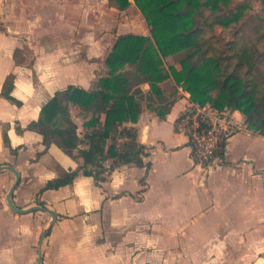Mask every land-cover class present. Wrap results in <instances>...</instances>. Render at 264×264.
<instances>
[{"label": "crops", "instance_id": "obj_1", "mask_svg": "<svg viewBox=\"0 0 264 264\" xmlns=\"http://www.w3.org/2000/svg\"><path fill=\"white\" fill-rule=\"evenodd\" d=\"M59 3H66L60 12ZM134 7L120 11L108 0H0V165L21 174L16 206L42 201L58 213L43 264H264V135L248 126L230 139L217 161L173 162L172 156L184 151L192 156L188 137L175 129L191 99L182 87L164 118L144 103L136 123L122 124L137 129L149 169L122 164L99 183L80 175L42 191L83 159L55 143L46 149L42 135L28 126L57 91L69 85L96 89L109 75L106 58L120 36L150 35L148 25L129 15ZM92 15L97 30L90 27ZM7 80L15 100L3 94ZM141 88L147 92L150 86ZM70 113L83 138L90 116L76 105ZM112 163L104 162L108 168ZM14 181L11 170L0 172V264L21 260L16 252L11 256V247L19 248L21 241L7 239L21 220L6 201Z\"/></svg>", "mask_w": 264, "mask_h": 264}, {"label": "trees", "instance_id": "obj_2", "mask_svg": "<svg viewBox=\"0 0 264 264\" xmlns=\"http://www.w3.org/2000/svg\"><path fill=\"white\" fill-rule=\"evenodd\" d=\"M132 3L145 17L150 35L120 36L106 58L109 75L99 79L96 89L69 85L57 91L43 105L38 120L28 126L42 135L46 149L55 143L71 157L83 159L76 169L48 181L42 191L71 184L80 175L92 176L99 183L106 179L107 171L122 164L149 169L151 163L144 161L149 153L138 141L137 129L122 124L136 123L144 103L164 118L179 96L178 87L201 104L240 110L248 126L264 135V88L258 68L264 62L259 51L264 39L260 33L254 43L248 41L247 4L232 5L233 0H108L120 11ZM170 59L175 63L168 65ZM143 83L150 86L147 92L141 88ZM10 84L7 80L3 94L15 100ZM71 105L90 116L84 123L89 131L83 138L71 117ZM119 138L123 140L119 142ZM4 140L9 141L6 133ZM84 143L87 148L80 147ZM108 159L113 160L110 168L104 164Z\"/></svg>", "mask_w": 264, "mask_h": 264}, {"label": "built area", "instance_id": "obj_3", "mask_svg": "<svg viewBox=\"0 0 264 264\" xmlns=\"http://www.w3.org/2000/svg\"><path fill=\"white\" fill-rule=\"evenodd\" d=\"M190 98L175 121V129L188 137L194 159L210 164L226 153L227 144L235 134L247 129V121L238 109L217 108Z\"/></svg>", "mask_w": 264, "mask_h": 264}, {"label": "rangeland", "instance_id": "obj_4", "mask_svg": "<svg viewBox=\"0 0 264 264\" xmlns=\"http://www.w3.org/2000/svg\"><path fill=\"white\" fill-rule=\"evenodd\" d=\"M239 3H245L247 4L248 9L247 14H246V18L245 20L248 23V33H250V35H248V41L250 43H254L260 36V33H262V39H264V0H233L232 5H236ZM61 6H66V3H59L58 7H59V12L60 7ZM135 10L129 12V15L136 21L139 23V25H144L145 27L148 25L146 22L145 17L142 15L141 12H138L137 8L134 7ZM68 10V8L66 9ZM78 12V11H77ZM60 18V17H59ZM94 16H91V19H93ZM125 18V16H124ZM95 19H93L91 21L90 27L94 30H97L99 28V26L95 23L94 21ZM60 22V20H58V23ZM75 26H77V24L75 23ZM231 35V32H230ZM260 45V53H262L264 55V41L262 43L259 44ZM115 47V43L112 46V49ZM174 64V60L170 59V62H167V64ZM178 65V64H177ZM176 66V65H175ZM177 67V66H176ZM258 68L260 69L259 73L262 77L261 79V83H262V87L264 88V62H262V64H260V66H258ZM73 117L76 116V113L73 112L72 113ZM243 117L246 119L247 121V125L248 124V120L247 117L245 115H243ZM76 119V117H75ZM258 119L255 118V121H257ZM78 121L80 122V124L82 123V119H78ZM83 125H81L82 127ZM80 127V128H81ZM259 132V131H258ZM174 159H172L173 162L175 161H182L184 163V165H188L189 164V160L193 161L194 157L193 155H187L186 156V151H184L183 153L181 152L179 154V156H172ZM178 157L180 159H178ZM174 185V183L171 181L169 184H167L168 188L172 189V186ZM32 214H28L25 213V215H21L20 213L15 214L14 216L20 217L18 220L15 222V224L12 225V227H15V232H10V236L9 240L11 241H15L16 243L18 241H21V244L18 248L17 247H11V256H13V252L15 254L16 252V256L20 257V262L18 264H36L37 262V257H38V245H39V241L41 238V235L43 233V231L48 227L50 221H51V215L47 212H43V211H38V212H31ZM81 220V219H80ZM21 229V234H19L18 229ZM13 230V231H14ZM5 235V233H3ZM48 238V237H47ZM47 238L44 241V245H43V249L45 246V243L47 241ZM0 239L2 241L3 238ZM0 250H2V248H0Z\"/></svg>", "mask_w": 264, "mask_h": 264}, {"label": "water", "instance_id": "obj_5", "mask_svg": "<svg viewBox=\"0 0 264 264\" xmlns=\"http://www.w3.org/2000/svg\"><path fill=\"white\" fill-rule=\"evenodd\" d=\"M4 169L11 170L15 174V181L11 185L8 193L6 194V201H7L8 206L10 207V209H12L16 213H20V214H25V213H29V212H33V211H44V212H47L51 215L52 219H51L48 227L43 231L41 238H40V241H39V245H38V257H37L36 264H43L44 241L49 236L51 228L53 227L54 223L57 221L58 213L54 209L43 206V205H33L30 207H26V208H20V207L16 206L13 198H14V192L17 189V187L21 181V174H20L19 170L12 165H6V164L0 165V172Z\"/></svg>", "mask_w": 264, "mask_h": 264}]
</instances>
